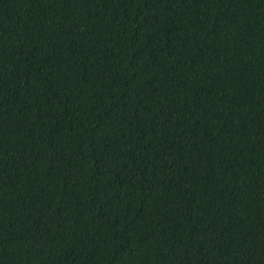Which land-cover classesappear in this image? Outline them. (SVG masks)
Wrapping results in <instances>:
<instances>
[{
    "label": "trees",
    "instance_id": "16d2710c",
    "mask_svg": "<svg viewBox=\"0 0 264 264\" xmlns=\"http://www.w3.org/2000/svg\"><path fill=\"white\" fill-rule=\"evenodd\" d=\"M0 264H264V0H0Z\"/></svg>",
    "mask_w": 264,
    "mask_h": 264
}]
</instances>
